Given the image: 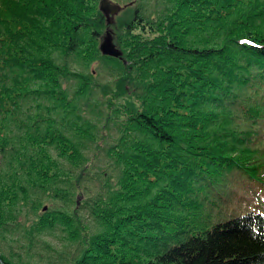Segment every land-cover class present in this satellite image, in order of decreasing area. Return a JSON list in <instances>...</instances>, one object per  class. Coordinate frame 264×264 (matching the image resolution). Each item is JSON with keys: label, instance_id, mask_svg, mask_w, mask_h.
Masks as SVG:
<instances>
[{"label": "trees", "instance_id": "1", "mask_svg": "<svg viewBox=\"0 0 264 264\" xmlns=\"http://www.w3.org/2000/svg\"><path fill=\"white\" fill-rule=\"evenodd\" d=\"M118 4L0 0V264H264V0Z\"/></svg>", "mask_w": 264, "mask_h": 264}, {"label": "rangeland", "instance_id": "2", "mask_svg": "<svg viewBox=\"0 0 264 264\" xmlns=\"http://www.w3.org/2000/svg\"><path fill=\"white\" fill-rule=\"evenodd\" d=\"M110 1L112 4H118V0H110ZM129 8L130 6L126 7L122 5V7H120L118 12L112 17V21L108 25V28L111 30L113 38L114 35H116L119 32V23L122 22L125 18L129 17V13H128ZM100 80L101 82L102 81L104 82L105 79H102V77H100ZM258 145L259 146L263 145L262 149L264 150V138L262 139V143H258ZM262 153L263 154H261L259 160L261 162H264V152ZM100 155L101 154H99V156ZM93 169L96 172H99L100 170L102 171V169L110 171L109 165H107L104 158L100 162H95L93 165ZM94 191L95 188L92 186L91 195L94 193ZM80 199H82V197H80ZM46 204L48 206H52L54 202L51 199H49L47 200ZM58 205L66 208L69 211H72L74 208L73 205L69 207H65L61 203H59ZM80 214L82 215V217H84L85 221L86 220H88L89 222L91 221V219H89L88 217L87 210H80ZM88 221L86 222L89 223ZM41 239L44 242H39L38 245L34 243L36 247L35 250L33 251L32 256H25L26 259H29V262L31 264H61V262L63 264L70 263L69 258L71 257V253L74 249V244L67 239L66 234L64 232H62L61 230H55L54 232H51L46 236L41 235Z\"/></svg>", "mask_w": 264, "mask_h": 264}, {"label": "water", "instance_id": "3", "mask_svg": "<svg viewBox=\"0 0 264 264\" xmlns=\"http://www.w3.org/2000/svg\"><path fill=\"white\" fill-rule=\"evenodd\" d=\"M120 5L112 4L110 0H99V10L105 16L106 23L109 25L112 21V17L120 9ZM99 50L101 54L110 57H121L122 52L114 43L111 30L107 28L101 37L99 43Z\"/></svg>", "mask_w": 264, "mask_h": 264}]
</instances>
